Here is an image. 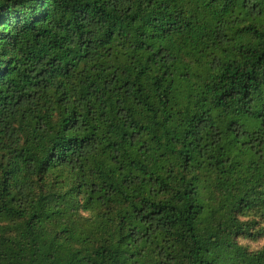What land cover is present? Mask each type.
<instances>
[{
    "label": "trees",
    "instance_id": "1",
    "mask_svg": "<svg viewBox=\"0 0 264 264\" xmlns=\"http://www.w3.org/2000/svg\"><path fill=\"white\" fill-rule=\"evenodd\" d=\"M0 264H264V0H0Z\"/></svg>",
    "mask_w": 264,
    "mask_h": 264
}]
</instances>
